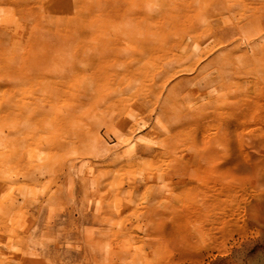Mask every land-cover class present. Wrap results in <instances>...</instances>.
<instances>
[{
    "label": "rangeland",
    "instance_id": "rangeland-1",
    "mask_svg": "<svg viewBox=\"0 0 264 264\" xmlns=\"http://www.w3.org/2000/svg\"><path fill=\"white\" fill-rule=\"evenodd\" d=\"M51 3L55 5L56 0ZM241 8L247 11L245 6ZM50 11L39 19L41 26L51 19ZM24 17L30 18V27H36V15L21 8L4 12L3 23L24 24ZM24 32L17 31L13 38L22 42L27 38ZM202 33L208 42L214 39L215 32L211 36H206V30ZM247 34L238 38L241 49L251 55ZM235 38L215 42L213 51L201 61L210 73L223 60L230 61L239 76L223 90L222 107L230 114L244 108L248 116L230 138L210 145L213 154L209 161L198 142L201 135L194 134L192 127L183 129L178 119L159 122L160 110L154 111L153 105L143 101L130 103L122 116L103 107L80 108L83 121L63 130L44 127L36 131L25 125L23 116L8 128V121L0 119V129L4 126L6 130L0 131V184L7 185H0V249L7 253L0 264H264V128L256 95L263 70L259 62L244 63L236 56L229 46ZM252 40L264 42V36ZM9 45L6 41L7 61L13 57ZM157 49L152 45L143 56L149 58L150 66L161 62L163 53ZM193 52L194 46L182 61L194 63L199 57ZM198 73L181 76L198 80ZM23 79L20 84L26 81ZM5 80L0 77V83L6 84ZM199 86L195 80L175 85L170 95L177 102L175 108L190 106L178 101L193 90L192 107L217 115L220 105L198 95ZM16 96L21 92L16 91ZM66 101L57 112L59 118L76 111L75 100ZM41 117L35 115V119ZM221 118L217 117L218 122ZM127 123L137 125L127 130L132 142L123 143L118 140L119 128L126 130ZM165 126L172 133L167 135ZM12 130L17 132L14 141L3 140ZM187 134L195 136L194 140ZM147 146L155 153H140L141 158L132 165L126 163L128 152ZM194 153L196 159L185 167L183 157L187 161ZM198 164L203 167L200 171ZM185 191L193 192L191 206L200 209V216L192 219L193 229H201L196 234L200 250L195 252L184 249L179 234L172 230L187 214L190 201L183 195ZM11 227L16 232H9Z\"/></svg>",
    "mask_w": 264,
    "mask_h": 264
},
{
    "label": "bare ground",
    "instance_id": "bare-ground-1",
    "mask_svg": "<svg viewBox=\"0 0 264 264\" xmlns=\"http://www.w3.org/2000/svg\"><path fill=\"white\" fill-rule=\"evenodd\" d=\"M51 2L53 0H0V77L6 79V84L0 83V119L8 121V128L19 116H23L25 125L36 131L44 127L63 130V127L79 125L83 121L80 118L82 110L86 107H103L116 116H122L130 103L143 101L153 105L154 111L160 110L159 122L164 118L178 119L183 129L192 127L194 134L201 135L198 142L204 147V158L209 161L213 154L210 145L214 142L221 144L224 139L230 138L248 116L244 108L232 115L222 107L223 90L227 84L235 83V77L239 76V72L230 67V61L223 60L211 73L201 61L213 51L216 43L223 44L234 37L237 38L229 46L236 51V56L244 63L257 61L262 65L256 95L263 110L260 115L264 128V42L252 40L256 35L260 38L264 36V0H56L55 5ZM15 8L35 14L36 27H30V18L26 17L22 21L24 24L5 26L4 12ZM46 10H51L52 15L43 27L39 19L45 17ZM201 28L206 30V36L215 32L212 35L214 39L209 42L204 39L202 31L199 32ZM17 31H25L27 38L22 42L15 40L13 35ZM246 31L251 55L241 49L242 43L238 38ZM252 33L256 35L253 37ZM40 37L45 38L42 43L37 41ZM6 41L10 42L13 56L9 61L4 54ZM152 45H156L163 54L161 62L150 66L149 58L143 56ZM192 46L193 54L199 58L191 64L182 60ZM17 51H20L19 55ZM19 65L20 69H12ZM191 71H198L200 78L181 76ZM173 77H176L175 84L168 89ZM22 79L26 81L20 84ZM194 80L200 85L198 95L209 101L215 99L220 105L217 115L192 107V100L196 97L193 90L178 101L190 106L175 108L177 102L170 96L175 85ZM15 85H18L17 90ZM5 87H8L7 90ZM16 91L21 92L20 97L16 96ZM4 95H8V100ZM67 98L75 100L76 111H67L63 118H59L57 112L63 109ZM245 105L243 103V107ZM37 113L42 117L35 119ZM219 116L222 117L221 122L217 120ZM92 118L97 121L95 116ZM135 125L127 123L124 126L126 130L120 127L118 140L132 142V137L128 136L131 131L127 130L134 129ZM212 126L215 130H211ZM3 127L1 133L6 132ZM171 130L168 128L167 135L172 133ZM15 133L10 131L7 140H3H13ZM191 134L186 137L193 141L195 136ZM149 148L128 152L126 163L132 165L137 158H141L140 153H155ZM187 157V161L183 157L185 167L196 159L195 153ZM202 169L198 164L197 171ZM0 185L7 187L4 182ZM184 193L190 201L187 214L177 221L172 230L179 234L184 249L195 252L200 250L196 234L201 229L197 228V232L193 229L192 219L200 216V209L196 205L191 206L195 203L193 192ZM8 231L16 232V229L11 227ZM6 255L4 249H0V262Z\"/></svg>",
    "mask_w": 264,
    "mask_h": 264
}]
</instances>
